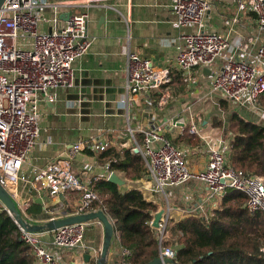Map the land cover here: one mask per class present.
Returning <instances> with one entry per match:
<instances>
[{"label": "built area", "instance_id": "1", "mask_svg": "<svg viewBox=\"0 0 264 264\" xmlns=\"http://www.w3.org/2000/svg\"><path fill=\"white\" fill-rule=\"evenodd\" d=\"M89 3L90 0H5L0 8V182L10 192L16 205L20 200L18 183L22 179L26 180L22 175L23 165L41 132V103L44 100L53 101L55 89L72 84L74 63L87 53L92 44V40L87 37L88 14L71 13L64 25H60L58 6ZM237 3L241 11L256 13L258 24L264 30V0H237ZM47 6L55 10L52 19L42 15L41 8ZM174 10L180 26L196 28L182 34L183 47L177 55L179 68L185 74L184 80L191 79L193 68L210 67L218 59H223L224 64L212 82L213 89L221 91L239 105H256L264 92V45L260 47L255 61L248 58L250 39H244L238 45L244 51L241 59L228 57L225 51L230 45L229 40L206 26L209 0H174ZM47 21L53 23L50 31L41 29ZM127 57L126 95L123 101L128 105L136 94L157 89L160 91L159 104H167L169 91L164 86L171 80L170 70L160 68L151 59L134 52L128 53ZM175 123L182 124V120L178 119ZM163 132L161 126L144 131L141 153L147 161V175L153 183V191L162 193L168 201L171 187L198 180L207 186L209 198H220L229 189L240 190L247 195L245 207L250 213H264V177L231 164V142L223 134L207 133L198 124L190 127V133L202 140L208 154L207 166L194 171L189 167L187 150L173 144ZM110 145L109 140L99 137L75 143L66 156L37 170L34 185L47 191L54 200L44 206V224L69 214L103 210L114 225L112 243L117 237L121 240L116 221L99 193L86 184L72 167V159L78 153L87 149L102 152ZM109 165L110 161L103 168L110 176L115 171L110 170ZM61 195H64V199ZM70 197L73 204H70ZM2 206L5 209L3 203ZM68 207L72 208L73 213H67ZM168 207L157 229L159 257L169 258L176 263L177 245L164 244L172 218L171 207ZM23 218L30 225L36 224ZM13 219L21 230V239L32 247V264H67L63 255L48 247L44 237L50 235L54 247L78 249L84 246L87 226L92 222L31 230L30 226L25 229L17 219ZM91 252L100 256L101 249ZM128 254L129 249L123 246L120 264H130L124 259ZM72 264H86V261Z\"/></svg>", "mask_w": 264, "mask_h": 264}, {"label": "crops", "instance_id": "2", "mask_svg": "<svg viewBox=\"0 0 264 264\" xmlns=\"http://www.w3.org/2000/svg\"><path fill=\"white\" fill-rule=\"evenodd\" d=\"M209 1L210 10L206 17V26L229 40L226 55L241 59L244 51L238 45L244 39H250L248 58L255 61L260 47L264 45V30L258 24L257 14L241 11L237 0ZM58 11L60 25H64L71 13H87V37L92 40V44L87 53L75 61L72 84L55 89V99L41 103V132L22 168V175L26 180H20L17 186L20 195L17 206L30 221L43 225L46 219L44 206L47 202L54 201L47 191L34 185L37 170L59 157L66 156L75 143L99 137L109 140L110 146L130 148L134 153L138 150L142 155L144 131L161 126L165 136L172 142L183 133L185 126H188L190 132V127L197 124L196 116L203 113L197 105L202 103L209 104L205 108L212 106L217 109L227 102L238 107L242 118L253 122L260 119L264 121L263 107L239 105L221 91L213 89L212 82L224 64L223 59H218L210 67L193 68L191 79L184 80L185 74L179 68L177 55L183 47L182 34L196 28L178 24L174 0H90V3L85 5H60ZM41 12L47 19L55 16L52 6L42 7ZM52 25L51 21H47L41 29L50 31ZM130 52L149 58L156 66L170 70L171 80L164 86L171 95L167 104H159L160 91L157 89L136 94L128 105L123 101L126 95L127 56ZM234 112L236 110L229 112V115ZM178 119L182 120V124L175 125ZM203 129L207 133L217 132L209 127ZM221 133L229 142L234 137L233 132ZM198 139L200 146L182 143L178 145H183L182 148L187 150L188 164L194 171L203 170L208 163L204 143L199 137ZM99 153L101 152H90L88 149L78 153L72 159V167L103 200L101 189L96 188V183L102 179L109 180V173L103 168L108 161H101ZM145 167L144 175L137 179H129L124 172L115 171L124 181L122 185H118L122 190L139 189L148 201L158 205L157 210L166 208L167 213L170 206L171 220L192 214L209 217L221 209L223 196L209 198L207 186L198 180H189L171 187L167 201L162 193L152 190L153 183L147 175L146 160ZM163 196L166 203L164 199L160 200ZM37 199L41 202H36ZM34 202L41 205L40 211L31 212ZM70 204H73L72 198ZM89 228H96L97 233L88 236ZM103 239L104 227L98 221L88 224L84 246L78 249L54 247L51 236L44 237L48 247L63 255L67 264L86 261L87 252L91 258L86 264L92 261L97 264L100 256H95L91 251L100 250ZM168 240L167 234L166 241ZM122 247L118 237L113 239L107 264H120L123 260Z\"/></svg>", "mask_w": 264, "mask_h": 264}, {"label": "trees", "instance_id": "3", "mask_svg": "<svg viewBox=\"0 0 264 264\" xmlns=\"http://www.w3.org/2000/svg\"><path fill=\"white\" fill-rule=\"evenodd\" d=\"M259 102L264 107V92ZM228 127L234 133L231 164L264 177V124L235 113ZM173 141L176 146L183 142L191 146L200 144L188 126ZM99 159L104 163L110 161V170L124 172L129 179L141 178L146 170L142 155L130 148L110 146L99 153ZM96 188L101 189L103 202L116 221L122 245L129 249L124 259L130 264H146L159 257V233L150 224L158 205L148 201L139 189L122 190L109 180L98 181ZM246 200V193L229 189L223 196L221 209L213 215L192 214L171 220L170 230L178 237L175 264H264V213H250L245 207ZM40 207L34 202L31 212L40 211ZM164 244L174 243L168 240ZM33 260L32 247L21 239L19 226L1 205L0 264H32Z\"/></svg>", "mask_w": 264, "mask_h": 264}, {"label": "water", "instance_id": "4", "mask_svg": "<svg viewBox=\"0 0 264 264\" xmlns=\"http://www.w3.org/2000/svg\"><path fill=\"white\" fill-rule=\"evenodd\" d=\"M4 1L5 0H0V8ZM206 69L207 68H205V70ZM135 152L138 153V150H136ZM109 181L121 185L124 183V181L119 177V175L116 172H112L110 174ZM61 198L64 199V195H61ZM40 199L42 198L40 197ZM0 201H2V203L5 206V209L9 212V214L12 215L15 219H17L21 224V226L24 227L25 229H28V226H30L31 230H39L45 227H48L49 229H56L60 226H64L67 224L98 220L104 227V239L101 246L100 257L97 260V264H107V257L111 248L112 238L114 235V225L105 211L98 210L84 214H76V215L69 214L64 218L56 219L54 221H50L43 225H38V224L30 225V223L23 218V215L18 209L12 195L1 184V182H0ZM36 202H41V201L37 199ZM67 213H73L71 207H68ZM165 213H166V208H160L159 210L153 213V219L151 223V226L153 228L158 229L160 227V221ZM90 258L91 255L87 253L85 256L86 261H89ZM146 264H175V263H173L172 260L169 258L162 259L161 257H157Z\"/></svg>", "mask_w": 264, "mask_h": 264}, {"label": "rangeland", "instance_id": "5", "mask_svg": "<svg viewBox=\"0 0 264 264\" xmlns=\"http://www.w3.org/2000/svg\"><path fill=\"white\" fill-rule=\"evenodd\" d=\"M170 96L171 95H170V92H169V99L171 98ZM168 102H169V100H168ZM208 105L209 104H206V103H202L201 105L200 104L197 105L199 110L202 111L203 113H199V115L196 116V123L200 127L205 128V129L208 128V127L209 128H213L214 130L217 131L218 134H222L221 132H228V131L232 132L229 129V127H228L229 126V119L232 117L233 114H235V113L239 114L240 113V111H238L239 110L238 107H236L233 104L232 105L227 104V102L222 103L221 104V108H217V109H214L212 106H209L208 108H205ZM253 106L255 108H258L260 106L263 107L260 102H258L256 105H253ZM234 110H236V112H234L231 115H229V112H233ZM200 111H197V112H200ZM262 113H264V111ZM255 122L256 123H260V124H261V122H263V124H264V121H262L261 119L255 121ZM172 142H174V141L172 140ZM182 144L184 145V144H187V143L183 142ZM183 145L178 146V147H182ZM197 146H200V144L197 145ZM194 147H196V146H194ZM163 199H164V196L162 198L160 197V200H163ZM164 202L166 203L165 199H164ZM23 216L25 217V215H23ZM44 223H45V221H44ZM168 231H169L168 239L171 242H173L174 244H178L176 242L178 237L175 234L172 233V231L170 230V226L168 228ZM95 232H96V228H89L87 234H88V236H93L95 234Z\"/></svg>", "mask_w": 264, "mask_h": 264}]
</instances>
